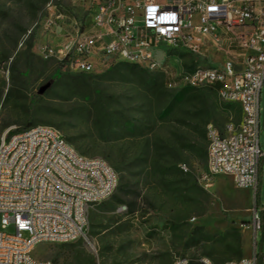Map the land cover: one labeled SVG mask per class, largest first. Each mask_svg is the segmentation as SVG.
I'll use <instances>...</instances> for the list:
<instances>
[{
	"label": "rangeland",
	"instance_id": "374dc122",
	"mask_svg": "<svg viewBox=\"0 0 264 264\" xmlns=\"http://www.w3.org/2000/svg\"><path fill=\"white\" fill-rule=\"evenodd\" d=\"M52 1L57 0H0V55L8 68L0 79V138L29 124L54 127L75 140L79 154L105 160L122 189L114 193L118 200L111 197L89 210L86 240L42 244L35 258L52 264H173L188 258L200 264L205 257L223 264L239 260L238 248L243 259L261 255L264 228L256 232L254 219L264 213V159L257 191L240 189L224 175L209 192L198 182L208 167V126L223 132L228 123L239 125L238 108L208 90L179 96L182 89H169L164 77L170 97L160 101L119 64L72 74L44 60L39 48L47 37L39 23ZM176 55L183 56L182 50ZM211 58L214 65L222 61L214 53ZM113 68L118 72L109 74ZM99 104L123 113L140 131L105 136L87 113ZM200 105L215 107L216 115ZM260 123L264 153V86ZM0 232L16 233L12 225L2 228L1 215Z\"/></svg>",
	"mask_w": 264,
	"mask_h": 264
},
{
	"label": "built area",
	"instance_id": "2783aa9c",
	"mask_svg": "<svg viewBox=\"0 0 264 264\" xmlns=\"http://www.w3.org/2000/svg\"><path fill=\"white\" fill-rule=\"evenodd\" d=\"M39 26L47 37L40 56L64 71L136 65L161 74L171 90L211 88L238 106L239 125L228 123L223 132L208 126V167L198 182L209 192L224 175L240 189L258 190L264 0H57L46 5ZM213 53L222 57L219 65ZM6 74L0 55V79ZM13 132L0 138V215L2 228L12 225L16 233L0 232V264H52L37 260L36 248L86 240L89 210L114 195L119 175L105 160L79 154L54 127ZM254 228L261 229L258 212ZM199 263L214 264L205 257ZM223 264H257V257Z\"/></svg>",
	"mask_w": 264,
	"mask_h": 264
},
{
	"label": "trees",
	"instance_id": "16d2710c",
	"mask_svg": "<svg viewBox=\"0 0 264 264\" xmlns=\"http://www.w3.org/2000/svg\"><path fill=\"white\" fill-rule=\"evenodd\" d=\"M31 48V46L29 47ZM130 72L132 75L138 77L139 85L141 87L147 89L151 93H153L158 100L163 101L166 100L168 97V92L165 89L163 76L161 74H153L148 72L147 70L136 66V65H130V64H119L117 68L122 67ZM116 71V68H113L110 70L109 74H112ZM208 90L212 93H217L209 88V89H194V88H184L180 91L179 96H186L189 92L190 93H199L200 91ZM176 103V100L170 102L168 105L169 107H172ZM236 106V105H235ZM199 107L203 108V111L205 114L210 115H216V108H208L204 105H200ZM239 110L240 118H241V110L238 106H236ZM87 113L90 115V117H95L97 120V126L100 128L101 132L105 134V136L110 137L114 135H118L120 132L124 133L125 131H133L138 132L140 131V127L138 124L132 123L127 116H125L123 113H118L116 111H111L110 108L106 107L103 104L95 105L93 108H88ZM36 126L28 125L23 130H16L14 132L15 134L27 132L31 129H33ZM65 138V137H64ZM68 143L71 145H76V142L74 139L71 138H65ZM81 150V148H78ZM208 155V154H207ZM86 157V156H85ZM122 189V181L121 186H119L118 191ZM113 200H118V196L113 195ZM132 210V209H131ZM263 217H259L261 220V229L264 228V213L262 212ZM260 229V230H261ZM264 252L262 251L261 255L256 254L257 257V264H262V258H263ZM243 251L241 248H238L236 250L235 258H238L239 260L243 259ZM241 258V259H240ZM238 261V260H234Z\"/></svg>",
	"mask_w": 264,
	"mask_h": 264
},
{
	"label": "water",
	"instance_id": "95a60500",
	"mask_svg": "<svg viewBox=\"0 0 264 264\" xmlns=\"http://www.w3.org/2000/svg\"><path fill=\"white\" fill-rule=\"evenodd\" d=\"M49 87H50V85L45 86V87L41 90V93H42L43 91H45L46 89H48Z\"/></svg>",
	"mask_w": 264,
	"mask_h": 264
},
{
	"label": "crops",
	"instance_id": "0c3cea01",
	"mask_svg": "<svg viewBox=\"0 0 264 264\" xmlns=\"http://www.w3.org/2000/svg\"><path fill=\"white\" fill-rule=\"evenodd\" d=\"M45 41H47V38H46ZM45 41H44V42H45ZM52 41H53L54 43H59L60 40L58 39V40H52ZM44 42H43V43H44ZM39 49H40V48H39Z\"/></svg>",
	"mask_w": 264,
	"mask_h": 264
}]
</instances>
